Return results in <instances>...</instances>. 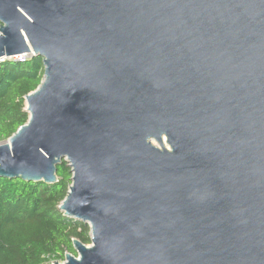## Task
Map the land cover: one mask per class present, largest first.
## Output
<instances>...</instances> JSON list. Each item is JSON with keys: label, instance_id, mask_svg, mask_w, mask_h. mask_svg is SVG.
I'll return each mask as SVG.
<instances>
[{"label": "water", "instance_id": "obj_1", "mask_svg": "<svg viewBox=\"0 0 264 264\" xmlns=\"http://www.w3.org/2000/svg\"><path fill=\"white\" fill-rule=\"evenodd\" d=\"M27 53L0 178L71 168L91 245L53 264H264V0H0V64Z\"/></svg>", "mask_w": 264, "mask_h": 264}, {"label": "trees", "instance_id": "obj_2", "mask_svg": "<svg viewBox=\"0 0 264 264\" xmlns=\"http://www.w3.org/2000/svg\"><path fill=\"white\" fill-rule=\"evenodd\" d=\"M43 72L41 58L0 65V143L27 123L25 98L39 87ZM71 179L64 160L54 184L0 178V264L62 263L66 254L77 257L73 240L91 244L89 226L59 210Z\"/></svg>", "mask_w": 264, "mask_h": 264}, {"label": "built area", "instance_id": "obj_3", "mask_svg": "<svg viewBox=\"0 0 264 264\" xmlns=\"http://www.w3.org/2000/svg\"><path fill=\"white\" fill-rule=\"evenodd\" d=\"M31 58H32V53L20 54V55H17V56H13V57L4 59L1 64H3L6 61H13L15 63L24 64L25 62H27Z\"/></svg>", "mask_w": 264, "mask_h": 264}, {"label": "rangeland", "instance_id": "obj_4", "mask_svg": "<svg viewBox=\"0 0 264 264\" xmlns=\"http://www.w3.org/2000/svg\"><path fill=\"white\" fill-rule=\"evenodd\" d=\"M153 145L156 146V147H159V145L155 141H153ZM163 145L168 149V146H167L165 140H163ZM90 245H87V246H90ZM50 264H52V263H50Z\"/></svg>", "mask_w": 264, "mask_h": 264}]
</instances>
